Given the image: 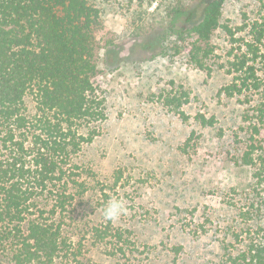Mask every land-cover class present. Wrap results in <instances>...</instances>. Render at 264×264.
I'll return each mask as SVG.
<instances>
[{
  "label": "rangeland",
  "instance_id": "1",
  "mask_svg": "<svg viewBox=\"0 0 264 264\" xmlns=\"http://www.w3.org/2000/svg\"><path fill=\"white\" fill-rule=\"evenodd\" d=\"M88 1L105 26L93 78L104 117L78 129L93 135L74 157L90 190L65 219L56 264H244L251 244H264V190L252 176L264 159V99L220 90L231 80L230 53L246 49L253 23L264 25V0L226 1L221 22L239 40L213 33L210 70L170 51L165 34L170 11L195 0ZM260 47L264 78V39ZM173 96L179 110L167 102ZM35 105L28 95L27 112ZM111 197L127 207L115 223L103 217ZM98 228L109 231L104 240Z\"/></svg>",
  "mask_w": 264,
  "mask_h": 264
},
{
  "label": "trees",
  "instance_id": "2",
  "mask_svg": "<svg viewBox=\"0 0 264 264\" xmlns=\"http://www.w3.org/2000/svg\"><path fill=\"white\" fill-rule=\"evenodd\" d=\"M226 1L195 0L191 7L172 9L165 31L174 38L169 50L210 70L213 33L223 28L233 42L239 40L221 22ZM104 29L101 10L88 0H0V264H56L67 247L65 219L75 205L87 202L90 187L74 157L93 140L78 133L79 127L104 117L93 81L102 48L98 33ZM250 33L246 49L230 53L231 80L220 93L245 98L260 93L264 99V25L256 21ZM159 40L164 50L165 37ZM28 95L36 100L33 113L27 112ZM167 102L178 110L183 104L176 96ZM252 176L264 190V159ZM98 232L102 240V233L109 234ZM243 262L264 264V244H251Z\"/></svg>",
  "mask_w": 264,
  "mask_h": 264
},
{
  "label": "clouds",
  "instance_id": "3",
  "mask_svg": "<svg viewBox=\"0 0 264 264\" xmlns=\"http://www.w3.org/2000/svg\"><path fill=\"white\" fill-rule=\"evenodd\" d=\"M126 213V201L122 198L111 197L103 206V217L109 222H117Z\"/></svg>",
  "mask_w": 264,
  "mask_h": 264
}]
</instances>
